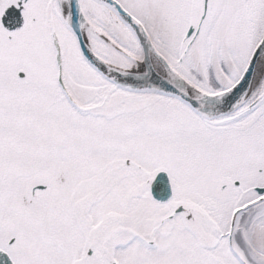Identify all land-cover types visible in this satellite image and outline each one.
I'll use <instances>...</instances> for the list:
<instances>
[{
	"label": "snow or ice",
	"instance_id": "6c2138e0",
	"mask_svg": "<svg viewBox=\"0 0 264 264\" xmlns=\"http://www.w3.org/2000/svg\"><path fill=\"white\" fill-rule=\"evenodd\" d=\"M0 264H264V0H0Z\"/></svg>",
	"mask_w": 264,
	"mask_h": 264
}]
</instances>
